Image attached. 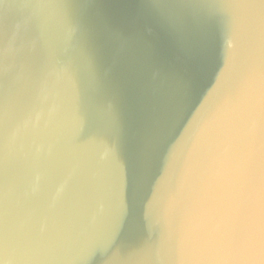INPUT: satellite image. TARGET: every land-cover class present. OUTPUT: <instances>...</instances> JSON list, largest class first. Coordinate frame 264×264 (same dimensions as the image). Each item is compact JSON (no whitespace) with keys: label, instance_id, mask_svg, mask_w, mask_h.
<instances>
[{"label":"clouds","instance_id":"clouds-1","mask_svg":"<svg viewBox=\"0 0 264 264\" xmlns=\"http://www.w3.org/2000/svg\"><path fill=\"white\" fill-rule=\"evenodd\" d=\"M22 6L44 60L0 121V264H264V0H150L138 71L93 0Z\"/></svg>","mask_w":264,"mask_h":264},{"label":"water","instance_id":"water-1","mask_svg":"<svg viewBox=\"0 0 264 264\" xmlns=\"http://www.w3.org/2000/svg\"><path fill=\"white\" fill-rule=\"evenodd\" d=\"M24 0H0V121L5 114L20 120L28 114V102L34 77L44 60L41 42L34 22L23 5ZM96 15L90 23L99 32L110 36L124 49L129 66L138 71L147 55L163 46V34L154 21L144 14L142 5L150 0H93ZM146 195L139 177L130 169L127 176L126 199L129 217L126 229L129 242L138 230L142 202ZM97 256L88 264H98Z\"/></svg>","mask_w":264,"mask_h":264}]
</instances>
